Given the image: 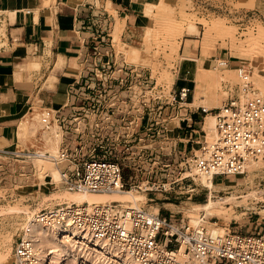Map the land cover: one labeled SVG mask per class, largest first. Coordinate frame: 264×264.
Masks as SVG:
<instances>
[{
  "label": "rangeland",
  "instance_id": "rangeland-1",
  "mask_svg": "<svg viewBox=\"0 0 264 264\" xmlns=\"http://www.w3.org/2000/svg\"><path fill=\"white\" fill-rule=\"evenodd\" d=\"M164 2L170 6L168 14L160 11L162 0L153 2L157 7L153 8L152 15H145V33L138 45L122 43L121 23L112 10L116 19L114 43L127 62L93 63L85 93L74 98L75 107L64 120L55 122V111L35 106L31 111L39 110L42 124L36 133L29 132L24 138L19 136L20 145L14 150L23 153L11 150L12 153L0 155V264H17L15 248L27 222L42 210L66 201L61 195L72 191L49 172L41 175L35 164L37 153L57 154L58 150H45L41 143L48 133L55 134L56 127L61 128V124V146H78L82 159L93 155L122 164L126 190L145 194L138 205L152 210L153 205L159 204L158 212L162 215L172 211L192 223V217L216 221L227 228L226 232L264 230V161L251 162L244 174L215 176L212 178L215 185L208 187L202 183L201 173L193 172L182 163L185 155L198 148L199 141L195 145L187 142L185 150L176 135L178 128L192 119L196 121L194 113L197 112L200 140L208 138V130L204 128L206 116L215 115L216 108L223 105L230 93L241 94L243 99L254 97L242 90L236 71L240 65L248 64L254 83L256 66L264 70V0ZM207 29L212 35L203 40ZM202 45L206 46L205 50ZM191 50L195 54L191 55ZM197 51L205 55L199 60V70L204 68L206 73L211 72L210 75L220 74L217 81L208 78L199 81L197 75L193 95L189 93L182 99L176 85L179 62L184 56H196ZM222 60L228 61V66L220 65ZM228 68H236V71L226 70ZM255 86L264 97V89ZM215 105L218 107L214 108ZM198 106L211 110L205 113ZM48 111L52 115V125L54 121L50 128L43 121L44 117L50 121ZM48 159L57 167L52 158ZM165 181L171 182L169 190L156 188ZM145 185L153 189H143ZM210 201L214 203L207 212L204 206ZM120 202L134 204L130 199ZM202 221L209 229L210 224ZM93 257L101 263L105 260ZM57 259L58 255L52 257L48 264H58ZM65 264L80 263L71 257Z\"/></svg>",
  "mask_w": 264,
  "mask_h": 264
},
{
  "label": "built area",
  "instance_id": "built-area-1",
  "mask_svg": "<svg viewBox=\"0 0 264 264\" xmlns=\"http://www.w3.org/2000/svg\"><path fill=\"white\" fill-rule=\"evenodd\" d=\"M220 65L228 66V61H221ZM237 70L242 90L254 97L243 99L241 94L230 93L223 105L216 108L215 137L199 140L198 148L185 155L182 162L195 173L211 178L244 174L251 162L264 161V97L252 81L250 66L242 64ZM188 92V88H181L180 98H186ZM199 107L205 113L211 110ZM56 120L59 121L57 117ZM8 153L12 151L0 149V155ZM48 155L60 168L59 183L70 190L127 189L118 160L92 154L82 159L78 146H61L57 154ZM170 183L165 181L156 188L169 190ZM143 189L153 187L145 185ZM176 214L171 211L162 215L142 205H126L116 200L95 205L66 200L42 210L37 217L44 223L74 226L94 239L115 243L136 264H264V230L214 235L202 220L192 223ZM26 232L25 226L15 248L17 264H41L36 241L26 237Z\"/></svg>",
  "mask_w": 264,
  "mask_h": 264
},
{
  "label": "crops",
  "instance_id": "crops-1",
  "mask_svg": "<svg viewBox=\"0 0 264 264\" xmlns=\"http://www.w3.org/2000/svg\"><path fill=\"white\" fill-rule=\"evenodd\" d=\"M155 1L160 0H0V149L18 148L17 127L35 106L64 120L74 98L85 93L93 63L127 62L114 43L111 11L122 25V43L138 45L147 24L146 5ZM191 55L180 60L176 73L177 89L188 88V95L196 88L202 53ZM194 114L196 121L176 131L185 150L187 142L195 145L201 138Z\"/></svg>",
  "mask_w": 264,
  "mask_h": 264
},
{
  "label": "bare ground",
  "instance_id": "bare-ground-1",
  "mask_svg": "<svg viewBox=\"0 0 264 264\" xmlns=\"http://www.w3.org/2000/svg\"><path fill=\"white\" fill-rule=\"evenodd\" d=\"M163 2H164V0H162V6L163 7L161 8L160 11H162V14L165 12H166V14H168L167 12L170 10L169 9L170 6L168 7L167 3H165V2L163 3ZM154 7H157L155 3H153V2L147 3L146 9H145L146 14L152 15V13H154V9H153ZM171 12H170V15H171ZM121 27H122V25H121ZM216 29H217V25H216ZM151 31L153 32V30H151ZM152 32H150V33H152ZM210 33H211V30L207 29L206 33L204 34L203 40H207L212 35V34L210 35ZM258 37H260V36H258ZM251 39H253V38H251ZM257 39H259V38H257ZM260 39H261V37H260ZM254 40H256V38ZM254 40H252V41L254 42ZM192 41H193V38H192ZM204 42H206V41H204ZM204 42H203V44L206 45V43H204ZM250 43L252 44L251 41H250ZM254 43L256 44V42H254ZM194 47H197V46L194 45ZM256 48L257 47H255V49ZM205 49H206V46L204 47V50ZM204 50H203V52H204ZM202 54L204 55V53H202ZM205 54H206V52H205ZM262 65L264 66V61H263ZM200 67H202V66H200ZM215 68L216 67H214V70L217 69V68L216 69ZM256 68L257 69L255 70L254 83L257 86H260V88L264 89V70L262 69V66L261 67L256 66ZM226 70L236 71V68H228ZM208 73H211V72L208 71ZM208 73H206L204 68L203 69L200 68L199 74H198L199 81H201L203 78H208L210 80H214V79L216 80L218 75L220 74V73H218V74L215 73L213 75L212 74L210 75ZM236 73H237V71H236ZM262 91L264 92V90H262ZM262 91H261V93H263ZM47 113L50 115V121H48L47 117H44L43 121H45L46 125L50 128L51 126H54V121H53V125H52L51 124V121H52L51 116L52 115L49 111ZM39 115H40V113H39L38 109H35V110L30 111L29 113L25 114V116L22 118V120L20 121V123L18 125L19 127H17L19 129L18 133H19V136L21 138H24L29 132L34 131L36 133L38 131L40 124H42L39 120L40 119ZM214 117H215V115L206 116V120L204 123V128H206L208 130V138L209 139H212L213 134H214V129H215V135H216V126H215L216 121L214 120ZM55 122H57V121H55ZM44 133H45V131H44ZM215 135H214V137H215ZM45 137H46V140H44L41 143L42 147L45 150H51L52 149L54 151H57V150L59 151L60 143H61L62 138H63L62 127L61 128L56 127L55 134L50 132ZM51 155H52V153H51ZM51 157L52 156L47 154V151L38 153L36 158H35V164L37 165V168L39 167L38 171L41 175L44 176L46 173L49 172L51 174V176L54 179H56V181H58L61 179V171H60L59 166L55 167L51 164V161L48 159ZM257 164L258 163H256V165ZM200 176H201V181L204 185H206L208 187H213L215 185L213 179L210 176H208L204 173H201ZM42 178H44V177H42ZM233 182L236 183L235 181H233ZM125 193L132 196V198H127ZM61 196H63L64 198H66L69 201H77V202H84V201L86 202L87 201L92 205L100 204V203H104V202H108V201H112V200L125 201L127 199H130L134 202V204L136 206H140V205H138V202L145 198V194L134 193L131 190L114 191V192H93V191L81 192V191L72 190V191H65ZM212 203H214V201H210V203L208 205L204 206V209L207 210V212L209 211V207H210V205H212ZM134 204H132V205H134ZM152 208H153L152 210L154 212H158L159 211V204L153 205ZM192 220L194 221L193 223H197L199 220L207 221L210 224L209 230L214 235L227 233L226 232L227 228L218 225V222H216V221L205 220L204 218H201V217H197V218L192 217ZM26 227H27L26 237H33L36 241V249H37L38 256L41 260V264H48L50 262V259L56 255H58V259H57L58 264H65V262L71 257H75V259H77V261L80 264H113V262H115L116 264H136L124 251H122V248L120 246H118L117 244L111 243L105 239H94L87 232H80L74 226H67L64 224H57V223H44V222L40 221V219L36 216V217H32L27 222ZM93 255L98 256V258L103 257L106 260V262L104 260L101 263V261L97 258H94Z\"/></svg>",
  "mask_w": 264,
  "mask_h": 264
}]
</instances>
